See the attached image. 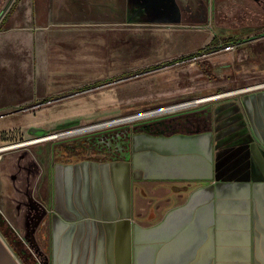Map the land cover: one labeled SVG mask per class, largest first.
I'll use <instances>...</instances> for the list:
<instances>
[{"label":"crops","instance_id":"obj_1","mask_svg":"<svg viewBox=\"0 0 264 264\" xmlns=\"http://www.w3.org/2000/svg\"><path fill=\"white\" fill-rule=\"evenodd\" d=\"M201 3L14 0L2 15L0 212L17 240L0 225V264H264V78L144 119L200 113L176 130L133 129L127 159L64 160L54 143L23 142L31 126L103 104L83 91L122 16L200 26ZM198 30L194 44L216 33Z\"/></svg>","mask_w":264,"mask_h":264},{"label":"rangeland","instance_id":"obj_2","mask_svg":"<svg viewBox=\"0 0 264 264\" xmlns=\"http://www.w3.org/2000/svg\"><path fill=\"white\" fill-rule=\"evenodd\" d=\"M13 2L0 0V19ZM200 2L206 9L200 26L141 22L137 17L122 16L118 31H104L103 73L98 79H89L83 92L89 102L106 100L96 105L99 107L95 110L91 109L94 106H89L87 111L72 112L65 121L77 118L78 123L52 125L45 133L50 135L36 139L57 136L37 144L49 145L110 126L141 123L153 116L198 107L207 103L208 100L200 101L203 98L263 79L264 37L259 34L264 27V0ZM210 7H213V14ZM203 26L215 27L220 32L239 27L244 39L254 38L240 45L218 49L210 46L208 51L194 57L174 60L207 45L203 40L196 43L199 45L193 43L201 30L198 27ZM162 61L167 62L142 70V67ZM182 104L184 106L170 108ZM140 115L145 116L138 117ZM24 135L33 134L25 132Z\"/></svg>","mask_w":264,"mask_h":264},{"label":"trees","instance_id":"obj_3","mask_svg":"<svg viewBox=\"0 0 264 264\" xmlns=\"http://www.w3.org/2000/svg\"><path fill=\"white\" fill-rule=\"evenodd\" d=\"M212 41L210 43H208L206 46L201 47L197 51L189 52L187 54H183L181 56L175 57L176 59H174V60L178 61V60H183V59L194 57V56L200 54L201 52L206 51L210 47V44L212 43ZM226 43H230V41H226ZM165 62H167V61L156 62V63L150 64V65H147L145 67H142V70H150V69L157 68V67L165 64ZM199 115H200V113L197 112V113H188V114H185L182 116H175V117H171V118H167V119L158 118V119H155L153 121H148V122L142 121L141 123H136L137 126H134V127H131L128 124L114 125V126H110V127L104 128V129L95 130V131H92L90 133H86V134H83L80 136L72 137V138H69L67 140L55 142L53 144V150H54L56 158H58V159L79 160V159H84V158H94V159L104 160L105 158H103V157L101 158L102 155L96 154L99 151L95 150V148L92 146L91 142L90 141L87 142L88 138L97 137L99 134H101V132L107 133L108 130L116 129V128H119L122 126H125V128L127 129V132H128V130L132 131L133 129H137V128H140V129L144 128L147 130L160 131V132L169 131V130H176L177 128H179V126L184 127L186 125L185 121L190 122L192 120L193 116H195V118H197ZM176 121H180L179 122L180 124L176 125L175 124ZM147 123H149V124L147 125ZM64 124H65L64 122H61L62 126ZM143 124H146V125L144 126ZM193 126L202 127L203 125H202V122L200 120V121H197V125L194 123ZM0 225L6 230L7 235L13 241L17 240L16 236H15L14 229L6 222L5 218H4V221L2 223H0ZM21 250L25 251V248L22 247Z\"/></svg>","mask_w":264,"mask_h":264},{"label":"flooded vegetation","instance_id":"obj_4","mask_svg":"<svg viewBox=\"0 0 264 264\" xmlns=\"http://www.w3.org/2000/svg\"><path fill=\"white\" fill-rule=\"evenodd\" d=\"M259 36L264 37V31H261ZM252 38L254 37H248L244 39L242 37L241 29L239 27H235L221 32L216 31L210 46H216L217 48L214 49H218L220 47H224L228 45H240L243 42H246ZM226 41H230V43H226ZM208 50L209 49H207L206 51ZM126 138H127V129L125 128V126H122L116 129L108 130L107 133L101 132V134H99L97 137H90L88 138L87 142L90 141L92 146L95 148V150L99 151L98 153H96L97 155L98 154L102 155L101 158L103 157L105 159H108V158H112L113 154L116 153L115 151H113V147L115 148L117 147L114 146V144H117L116 142H119V144H121V147H123Z\"/></svg>","mask_w":264,"mask_h":264},{"label":"water","instance_id":"obj_5","mask_svg":"<svg viewBox=\"0 0 264 264\" xmlns=\"http://www.w3.org/2000/svg\"><path fill=\"white\" fill-rule=\"evenodd\" d=\"M240 89L241 88H239L238 90H240ZM218 93H220V92H218ZM78 121H79V119H77V118L71 119V120H67V121L64 122L65 124L63 126L72 125V124L78 123ZM113 123H115V122H113ZM148 124L149 123H147V125ZM143 125L145 126L146 124H143ZM29 131L34 135V137H32V138H35V137H38V136H41V135H46L45 133H47V130L42 128V127H40V126H31L29 128ZM131 134H132V131L128 130L127 138L125 140V144H124L123 147H121V144H119V142H116L117 144H114V146H117L116 148L113 147V151H115L116 153L113 154V157L111 159H127L129 157ZM45 139H47V138L37 139V141L38 140H45ZM23 142L24 143H28V142H33V141L24 140ZM122 149H124V150H122ZM3 221H4V217L2 216V214L0 212V223H2Z\"/></svg>","mask_w":264,"mask_h":264},{"label":"bare ground","instance_id":"obj_6","mask_svg":"<svg viewBox=\"0 0 264 264\" xmlns=\"http://www.w3.org/2000/svg\"><path fill=\"white\" fill-rule=\"evenodd\" d=\"M228 93H231V92H228ZM222 95H224V94H219V95H215V96H222ZM211 97H214V96H211ZM210 96L209 97H206V98H203V99H201L200 101H204V100H207V99H209V98H211ZM215 99V98H214ZM177 106H181V105H177ZM177 106H174L175 108H178ZM170 108H172V107H170ZM57 136V135H56ZM56 136H49V137H46V138H54V137H56ZM5 146H0V149L2 148H4Z\"/></svg>","mask_w":264,"mask_h":264},{"label":"built area","instance_id":"obj_7","mask_svg":"<svg viewBox=\"0 0 264 264\" xmlns=\"http://www.w3.org/2000/svg\"><path fill=\"white\" fill-rule=\"evenodd\" d=\"M147 115V114H146ZM141 116H145V115H140L138 117H141ZM33 141H37L36 137L33 139ZM6 147H8V145H6ZM5 148V147H4Z\"/></svg>","mask_w":264,"mask_h":264}]
</instances>
